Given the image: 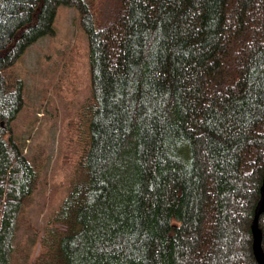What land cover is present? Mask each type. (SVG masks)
I'll return each mask as SVG.
<instances>
[{
	"label": "trees",
	"instance_id": "trees-1",
	"mask_svg": "<svg viewBox=\"0 0 264 264\" xmlns=\"http://www.w3.org/2000/svg\"><path fill=\"white\" fill-rule=\"evenodd\" d=\"M62 4L88 33L92 89L38 264H259L264 0H0V264L38 178L11 125L22 82L4 69ZM259 227L264 248V214Z\"/></svg>",
	"mask_w": 264,
	"mask_h": 264
},
{
	"label": "rangeland",
	"instance_id": "rangeland-1",
	"mask_svg": "<svg viewBox=\"0 0 264 264\" xmlns=\"http://www.w3.org/2000/svg\"><path fill=\"white\" fill-rule=\"evenodd\" d=\"M4 75L22 82L24 104L11 125L38 176L22 207L11 264H38L41 236L70 190L83 149L81 110L92 78L90 40L80 11L60 5L54 31L28 46Z\"/></svg>",
	"mask_w": 264,
	"mask_h": 264
},
{
	"label": "water",
	"instance_id": "water-1",
	"mask_svg": "<svg viewBox=\"0 0 264 264\" xmlns=\"http://www.w3.org/2000/svg\"><path fill=\"white\" fill-rule=\"evenodd\" d=\"M260 199L257 203L254 215V222L252 225L253 232V249L256 260L259 264H264V248H263V232L259 227V220L262 214H264V176L263 182L260 189Z\"/></svg>",
	"mask_w": 264,
	"mask_h": 264
}]
</instances>
